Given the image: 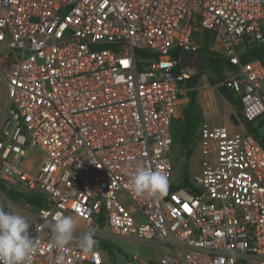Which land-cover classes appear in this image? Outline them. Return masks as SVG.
Listing matches in <instances>:
<instances>
[{
  "label": "built area",
  "instance_id": "obj_1",
  "mask_svg": "<svg viewBox=\"0 0 264 264\" xmlns=\"http://www.w3.org/2000/svg\"><path fill=\"white\" fill-rule=\"evenodd\" d=\"M253 43L264 0H0V182L24 193L4 192V210L28 219L31 264H153L117 262L104 240L151 243L154 264H264V146L246 127L264 114V64L240 58ZM202 47L231 66L221 84L241 110L200 125L201 172L178 187L171 127L193 75L179 56ZM141 166L167 176L165 193L130 187ZM57 212L77 221L64 251L51 246Z\"/></svg>",
  "mask_w": 264,
  "mask_h": 264
},
{
  "label": "clouds",
  "instance_id": "obj_2",
  "mask_svg": "<svg viewBox=\"0 0 264 264\" xmlns=\"http://www.w3.org/2000/svg\"><path fill=\"white\" fill-rule=\"evenodd\" d=\"M130 187L141 196L152 198L163 194L168 188V178L151 167H138L130 177ZM51 225V246L64 251L74 239L77 221L72 216L57 212ZM29 221L23 215L0 207V264H31L37 244L29 235ZM99 226L89 227L80 237L79 246L83 253H90L97 244L95 234ZM63 258L58 260L62 264Z\"/></svg>",
  "mask_w": 264,
  "mask_h": 264
},
{
  "label": "rangeland",
  "instance_id": "obj_3",
  "mask_svg": "<svg viewBox=\"0 0 264 264\" xmlns=\"http://www.w3.org/2000/svg\"><path fill=\"white\" fill-rule=\"evenodd\" d=\"M201 62V65L198 69L201 71V79L198 82L197 87L195 88V101L197 97V91L198 86L204 85L205 87L199 88V90L207 89V87H210L211 91L215 93V95L219 98L220 93L217 89V83H212L210 81L211 78H213V74L209 70L208 65L204 61ZM194 70V69H192ZM189 91V90H188ZM2 94H3V87L0 83V112L2 109ZM221 98V97H220ZM188 102V100H187ZM197 103H194L193 110L191 111L190 116V148H191V155L190 158L187 161V168L189 172L192 175L199 174L201 172V162L203 159V153L201 148V141H200V129H199V122H200V105ZM224 100H220L219 103L224 105ZM225 106V105H224ZM226 107V106H225ZM227 111L229 112V119L233 121L235 118V115H239L240 112L235 108L233 105L232 107H228L227 105ZM262 122L263 127H259L258 123ZM183 116H179L175 120H173L171 131L173 136V143L171 146V151L169 153V157L173 163V181L179 182L181 179V172L182 168L185 163V156H184V148L182 145V132H183ZM254 126L257 129V132L259 134H264V114L261 115L259 118H257L254 121ZM40 162V154L34 150L30 152L28 156V160L26 161L27 165H30L33 170H36L38 164ZM4 191L0 188V207L3 209L5 208V200H4ZM112 246H110V252H112L115 255L116 261L121 262L122 258L127 255H133L137 254L141 260H149L153 264L155 262H158L159 260V252L155 249V247L151 243H139V242H125L117 240L115 242H112ZM120 249V251L118 250Z\"/></svg>",
  "mask_w": 264,
  "mask_h": 264
},
{
  "label": "trees",
  "instance_id": "obj_4",
  "mask_svg": "<svg viewBox=\"0 0 264 264\" xmlns=\"http://www.w3.org/2000/svg\"><path fill=\"white\" fill-rule=\"evenodd\" d=\"M198 53L200 58L203 59L204 62L208 65L209 70L214 76L213 78L210 79V81L212 83L218 84L217 89L219 93L224 98L229 100L233 104V106L237 108V110L240 112L241 106H240L239 98L235 95L234 92H232L229 89L227 85L221 84V81H223L224 79V74H223L224 67L231 68L229 63L225 59L221 58L217 53L209 51L206 47H202L201 49H199ZM240 58L242 61L258 58L264 64V44L253 43L250 45H243L240 50ZM201 76L202 74L200 69H194L193 75L187 81L191 89L187 92V96L189 100L183 113L184 124H183V132H182V145L184 148L185 163L182 168L181 179L179 180L178 187H185V188L192 187V184L190 182V178L192 174L189 172L187 168V161L191 155L190 116L195 101V87L198 85ZM258 125L259 127H263L262 122H259ZM246 127L249 131L255 132L256 137L259 138L260 142L264 146V134H259L257 132V129L254 126V121L247 123ZM0 188L10 198H16L17 196L24 195V193L16 192L12 189H7L5 185H3L1 182H0ZM103 244L107 249H110V246H112L113 243L109 240H104ZM118 250L120 251L119 248Z\"/></svg>",
  "mask_w": 264,
  "mask_h": 264
},
{
  "label": "crops",
  "instance_id": "obj_5",
  "mask_svg": "<svg viewBox=\"0 0 264 264\" xmlns=\"http://www.w3.org/2000/svg\"><path fill=\"white\" fill-rule=\"evenodd\" d=\"M199 58H200V56H199ZM198 63H199V59H198ZM190 69L193 73L194 70H192V69H195V68H190ZM184 87H185L186 91H185V94H183L182 99H181V105L179 108V115L180 116H183L184 109L188 103L187 100H189L188 96H187V92H188V90L191 89V87H189V85H188V82L186 83V85H184ZM201 87H205V86L204 85L198 86L196 101H194V103L195 102L197 103V101H199L198 104L200 105V117H201V119L199 122V129H200V125L205 121H208L209 123H213V124H220V123H225V122L233 123L235 119L233 121H231L229 119V114H230L229 112H231V110L229 112L227 111V109H228L227 105L230 108V107H232L233 104L229 100L224 98L221 94L219 95L221 98L220 97L218 98L215 95V93L213 91H211L210 87H207V89L200 91L199 88H201ZM3 96H4V92L2 94V99H3ZM222 99L225 101L224 105L226 107L223 104L221 106V104L219 103V101ZM192 110H193V108H192ZM38 167H39V164H38L37 168Z\"/></svg>",
  "mask_w": 264,
  "mask_h": 264
},
{
  "label": "water",
  "instance_id": "obj_6",
  "mask_svg": "<svg viewBox=\"0 0 264 264\" xmlns=\"http://www.w3.org/2000/svg\"><path fill=\"white\" fill-rule=\"evenodd\" d=\"M199 53L198 52H189V51H182L179 56V63L182 66H188L189 68H199Z\"/></svg>",
  "mask_w": 264,
  "mask_h": 264
},
{
  "label": "flooded vegetation",
  "instance_id": "obj_7",
  "mask_svg": "<svg viewBox=\"0 0 264 264\" xmlns=\"http://www.w3.org/2000/svg\"><path fill=\"white\" fill-rule=\"evenodd\" d=\"M199 61H204L203 59L199 58ZM199 64L201 65V62H199Z\"/></svg>",
  "mask_w": 264,
  "mask_h": 264
}]
</instances>
